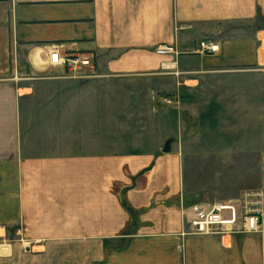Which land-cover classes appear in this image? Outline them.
I'll list each match as a JSON object with an SVG mask.
<instances>
[{"label":"crops","instance_id":"0c3cea01","mask_svg":"<svg viewBox=\"0 0 264 264\" xmlns=\"http://www.w3.org/2000/svg\"><path fill=\"white\" fill-rule=\"evenodd\" d=\"M202 40L218 52L197 53ZM52 46L107 76L264 67V0H0V264H262L256 235L189 233L182 156L104 142L112 80L54 77ZM256 162L250 188L234 169L208 202L264 190V150Z\"/></svg>","mask_w":264,"mask_h":264},{"label":"rangeland","instance_id":"374dc122","mask_svg":"<svg viewBox=\"0 0 264 264\" xmlns=\"http://www.w3.org/2000/svg\"><path fill=\"white\" fill-rule=\"evenodd\" d=\"M196 67L142 76H107L85 69V79L112 80L98 87L105 94L106 120L114 127V133L102 136L104 142L113 140L122 152L132 147L142 154L162 153L165 142L172 140L169 152L182 156L184 163L181 210L208 202L234 169L246 171L250 188L257 156L264 150V67L220 69L204 59ZM53 76L67 78L62 71ZM199 145L204 151L198 154ZM206 148L209 160L202 158ZM225 150L231 155L223 158ZM228 158L237 162L235 167L223 166ZM242 160L247 167L238 166Z\"/></svg>","mask_w":264,"mask_h":264},{"label":"built area","instance_id":"2783aa9c","mask_svg":"<svg viewBox=\"0 0 264 264\" xmlns=\"http://www.w3.org/2000/svg\"><path fill=\"white\" fill-rule=\"evenodd\" d=\"M219 46L210 41L202 40L198 44L197 53L215 54ZM158 55L175 54L169 45H160L155 49ZM165 70H174V67ZM47 64L62 70L67 78L83 79L88 76L85 69L92 67L91 60L86 56L62 55L56 46L49 49ZM166 67V68H165ZM185 222L191 227L189 233L200 235L224 234L236 231L246 235H256L261 245V263L264 264V190H245L240 197L231 202H197L183 209ZM230 214V217L228 216Z\"/></svg>","mask_w":264,"mask_h":264},{"label":"water","instance_id":"95a60500","mask_svg":"<svg viewBox=\"0 0 264 264\" xmlns=\"http://www.w3.org/2000/svg\"><path fill=\"white\" fill-rule=\"evenodd\" d=\"M171 142H172L171 139H168V140L165 142V144H164V148H163V152H164V153H167V152L170 151V149H171Z\"/></svg>","mask_w":264,"mask_h":264},{"label":"bare ground","instance_id":"6f19581e","mask_svg":"<svg viewBox=\"0 0 264 264\" xmlns=\"http://www.w3.org/2000/svg\"><path fill=\"white\" fill-rule=\"evenodd\" d=\"M166 66H167V68H172V67H174V64L169 63V64H167ZM165 68H166V67H165Z\"/></svg>","mask_w":264,"mask_h":264}]
</instances>
